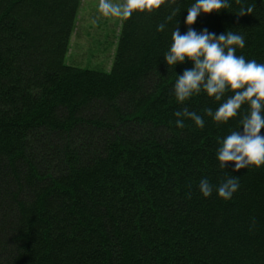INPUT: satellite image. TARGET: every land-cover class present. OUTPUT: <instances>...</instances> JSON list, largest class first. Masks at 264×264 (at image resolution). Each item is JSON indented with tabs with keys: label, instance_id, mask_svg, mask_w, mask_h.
<instances>
[{
	"label": "trees",
	"instance_id": "16d2710c",
	"mask_svg": "<svg viewBox=\"0 0 264 264\" xmlns=\"http://www.w3.org/2000/svg\"><path fill=\"white\" fill-rule=\"evenodd\" d=\"M81 2L0 0V264H264V166L215 158L239 117L174 124L219 104L177 103L175 73L192 65L163 59L192 0L123 19L109 73L65 63ZM229 5L191 27L239 31L237 54L264 63V0ZM226 175L239 176L232 199L200 194L202 177Z\"/></svg>",
	"mask_w": 264,
	"mask_h": 264
},
{
	"label": "clouds",
	"instance_id": "9594fccd",
	"mask_svg": "<svg viewBox=\"0 0 264 264\" xmlns=\"http://www.w3.org/2000/svg\"><path fill=\"white\" fill-rule=\"evenodd\" d=\"M162 3L163 0H99L96 8L99 16L126 20L134 12L159 9ZM168 3L175 4L176 0H168ZM229 6V0H192L184 17L187 30L181 33L177 21L163 59L172 70L186 61L192 65L180 74L175 73L172 90L177 103L184 104L201 93L219 102L215 110L211 107L202 109L203 115L187 107L176 110L173 115L177 128H184L185 120H191L202 129L205 116L220 124L239 117L237 127L218 138L215 151L218 168L226 169V162H233L232 170L235 172L264 166V134H261L264 128V63L237 54L246 42L239 31L228 29L216 34L207 28L197 31L191 27L201 13H218ZM177 11L173 8L165 20L156 25V31H164ZM251 12V8H241L237 16ZM239 187V176L236 175H226L215 185L207 177H202L198 183L203 197L211 196L215 190L217 196L225 201L232 199Z\"/></svg>",
	"mask_w": 264,
	"mask_h": 264
},
{
	"label": "rangeland",
	"instance_id": "374dc122",
	"mask_svg": "<svg viewBox=\"0 0 264 264\" xmlns=\"http://www.w3.org/2000/svg\"><path fill=\"white\" fill-rule=\"evenodd\" d=\"M98 2L82 0L65 63L109 73L114 63L123 19L99 16L96 8Z\"/></svg>",
	"mask_w": 264,
	"mask_h": 264
}]
</instances>
